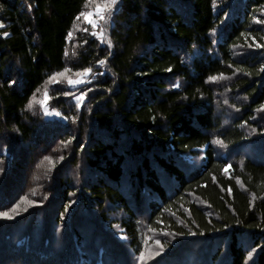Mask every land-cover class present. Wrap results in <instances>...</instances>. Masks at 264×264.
<instances>
[{"label":"trees","instance_id":"trees-1","mask_svg":"<svg viewBox=\"0 0 264 264\" xmlns=\"http://www.w3.org/2000/svg\"><path fill=\"white\" fill-rule=\"evenodd\" d=\"M99 1L0 0V264H264V0Z\"/></svg>","mask_w":264,"mask_h":264},{"label":"rangeland","instance_id":"rangeland-1","mask_svg":"<svg viewBox=\"0 0 264 264\" xmlns=\"http://www.w3.org/2000/svg\"><path fill=\"white\" fill-rule=\"evenodd\" d=\"M105 2V0L103 1H99V2H95L92 7L87 11V13L91 14L89 15V19H95L97 24H98V27L94 28L89 22L88 20H86L85 18V22L90 24L94 29L97 30L96 33H98L100 35V32L101 30L103 29L102 28V21L103 20H100L98 19L96 16H95V6L97 3H100V4H103ZM103 32V30H102ZM89 73H84V74H81V75H78L76 77H73L71 79L68 80V83L69 81H77L75 83H69L71 86L73 87H78V86H81L83 83H86L87 80L89 79L88 77ZM48 97V96H47ZM49 100V97L47 99H44L43 101V110H44V113H45V107H47L48 109V113L46 114L45 113V116L48 118V119H59V120H65V118H63L61 116V114L57 111V110H53L49 107V104H48V101ZM56 113H59V115H57ZM6 154L7 151H5ZM191 160H193V157L192 156H188ZM114 236L115 238L118 239L119 242L123 243V245H126L128 246V238H127V235L125 233V230L122 228V227H119L118 225L114 226ZM129 248V246H128Z\"/></svg>","mask_w":264,"mask_h":264},{"label":"snow or ice","instance_id":"snow-or-ice-1","mask_svg":"<svg viewBox=\"0 0 264 264\" xmlns=\"http://www.w3.org/2000/svg\"><path fill=\"white\" fill-rule=\"evenodd\" d=\"M116 3V0H105V2L103 4H100V3H97L96 6H95V16L100 19V20H103L105 18V15L108 11L111 10V7L113 5H115ZM81 16H83L86 20H88V22L94 27H98V24L96 22L95 19H89V13H81L80 14ZM77 19H80V17H77ZM95 34V33H94ZM5 35H7V33H5ZM100 35L102 36L103 35V32L101 30L100 32ZM100 63H103V61H100ZM65 71H68V69H65ZM85 72H90L91 69H85L84 70ZM56 75H63V73H58ZM51 79V78H50ZM214 79V78H213ZM77 81H69V83H75ZM14 83V81H13ZM178 87V85H175ZM47 93H45V99H47ZM43 103V102H42ZM28 107H31V103H29ZM264 107V106H262ZM45 113L47 114L48 113V109L47 107H45ZM57 115H59V113H56ZM0 215H4V216H7V213H0Z\"/></svg>","mask_w":264,"mask_h":264},{"label":"built area","instance_id":"built-area-1","mask_svg":"<svg viewBox=\"0 0 264 264\" xmlns=\"http://www.w3.org/2000/svg\"><path fill=\"white\" fill-rule=\"evenodd\" d=\"M189 158V157H188ZM190 159V158H189Z\"/></svg>","mask_w":264,"mask_h":264}]
</instances>
